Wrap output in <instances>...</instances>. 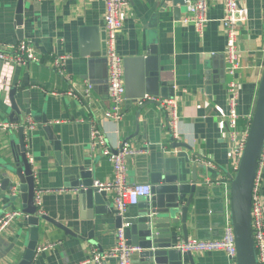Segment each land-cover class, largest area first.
I'll return each instance as SVG.
<instances>
[{
    "label": "crops",
    "instance_id": "obj_1",
    "mask_svg": "<svg viewBox=\"0 0 264 264\" xmlns=\"http://www.w3.org/2000/svg\"><path fill=\"white\" fill-rule=\"evenodd\" d=\"M19 1L0 0V45L28 41L38 60L15 64L9 69L0 63V121L20 125L26 124L27 117L35 121L36 126L25 130L24 137L28 157L33 159L36 191L41 196L38 209L75 233L66 234L43 221L38 251L31 264L85 261L84 264H95L88 261L92 250H107L117 242L115 190L104 192L111 206L107 212L98 214L87 207L79 190L70 185L73 179L69 170L80 165L88 167L94 180L114 178L113 164L104 154V146L92 145L93 126L99 129L112 151H117L123 141L146 151L127 159L130 184H151L153 172L177 173L179 164L202 165L197 168V188L189 209L188 240L221 238L230 221L227 195L237 167L236 141L232 139L227 116L231 82L236 83L238 93L237 138L241 139L249 128L264 70V0H239L246 19L239 23L240 68L234 75L227 71L224 55L225 0H210L208 21L202 33L194 23L184 22L189 13L186 7L177 20L171 2L165 6L163 0H131L122 10L123 27L117 37V51L123 59L146 55L154 44L152 38L155 39L162 63L174 81L173 97L178 101L174 131L166 111L152 102L139 114V106L127 101L120 120L106 117L110 107L107 61L83 55L81 37L83 27L94 28L101 36V45L104 42V0H24L21 24ZM59 54L70 56L63 76L52 66ZM12 86L17 88L15 100L21 115L15 113L11 119L14 110L9 89ZM27 108L31 113H27ZM43 116L63 140L60 160L48 139ZM19 129L0 130V185L9 174L4 168L7 159L13 151L17 153ZM174 143L178 144L174 146ZM260 192L264 208V169ZM4 195L2 191V204L9 202ZM138 204L130 205L124 215L136 214ZM21 208L22 202L16 201L7 209ZM27 226L23 215L1 232L4 243L0 250L10 243L14 249L0 257V264H16L22 259ZM181 241L184 237L178 238L177 243ZM139 251L132 254L131 264H142ZM192 254L195 264H232L224 251ZM105 264L118 262L109 258ZM184 264H190L187 257Z\"/></svg>",
    "mask_w": 264,
    "mask_h": 264
},
{
    "label": "water",
    "instance_id": "obj_2",
    "mask_svg": "<svg viewBox=\"0 0 264 264\" xmlns=\"http://www.w3.org/2000/svg\"><path fill=\"white\" fill-rule=\"evenodd\" d=\"M189 1L191 0H163V4L172 3L174 16L178 20L185 7L187 9ZM23 3L24 0L18 3L19 24L22 22ZM96 30L89 27L81 29L82 54L94 59L101 57L106 60L104 42L102 41L101 45V36L96 34ZM104 38L105 35L102 39ZM152 40L154 44L149 46V52L146 55L123 59L126 96L128 101L134 104H137V99L145 95L170 97L175 93L172 74L162 63L163 59L158 52L155 39L152 38ZM9 90L11 107L14 110L10 117L12 119L15 113L21 115V110L15 100L17 88L12 86ZM150 102L137 104L140 109L138 113L140 114ZM27 113H31L28 108ZM41 120L47 123L44 116ZM45 130L50 144L56 151L57 159L60 160L63 140L57 137L52 125L46 124ZM177 144L174 143V146ZM263 144L264 70L258 86L255 109L251 117L245 147L230 182V219L235 235L237 264H259L252 232L251 205ZM15 148L17 153L13 151L4 165L9 174L0 185V193L4 191V197L9 202L2 204L3 198L0 197V214L12 203L22 202L20 210L24 213L28 225L27 243L22 259L16 264H31L38 251L40 230L44 222L55 225L66 234L75 235V233L63 223L43 214L38 209L36 181L33 166L27 154L23 126H20L18 143ZM198 167L202 165L184 163L178 165L177 173L171 174L168 170L153 172L150 176L152 193L139 201V210L136 214L130 216L117 214V227H123L124 236L129 245L139 247L142 264H184L185 257L189 259L190 264H195L192 252L177 249L175 245L178 238L184 237V241L189 238L188 215L197 188ZM69 175L73 179L70 185L79 190L80 198L85 201L87 207L93 208V211L98 214L108 211L111 201L104 197V191L93 186L94 179L88 167L80 165L77 169L69 170ZM14 178L16 180L13 182ZM3 243L4 239L0 235V247ZM10 244L6 249L0 250V257L7 256L14 249V244Z\"/></svg>",
    "mask_w": 264,
    "mask_h": 264
},
{
    "label": "built area",
    "instance_id": "obj_3",
    "mask_svg": "<svg viewBox=\"0 0 264 264\" xmlns=\"http://www.w3.org/2000/svg\"><path fill=\"white\" fill-rule=\"evenodd\" d=\"M106 3L105 10V28H104V46L106 50V61L108 67V100L110 107L106 111V117L115 120H120L123 116L124 106L128 101L125 91L124 79V60L117 51V37L121 32L123 24L121 13L124 8L131 2V0H104ZM210 0H191L187 5L189 12L184 22H192L196 30L202 33L208 21V9ZM226 15L224 17V27L227 36V46L224 52L226 58L227 71L234 75L240 68V54L238 46L239 23L245 21L246 11L239 0H225ZM70 56L67 54L56 55L52 61L54 70L60 75H66L65 65ZM38 56L33 45L25 40L19 41L15 44L0 45V63H5L6 68H11L15 64H26L31 61H37ZM236 83L231 82V93L229 97V110L227 112L229 126L231 129L232 139L236 141L234 155L236 157L237 166L240 162L242 152L245 147L248 130L241 139L238 135V119L240 114L237 110L238 93L235 89ZM11 88V87H10ZM146 101L158 104L163 108L168 115V123L171 130L174 131L178 119V101L175 97H156L145 95L143 98L137 99V104H143ZM20 126L25 130L32 129L36 126L35 121L31 117H27L26 124L20 125L18 123L9 121H0V130H14L19 129ZM250 126V124H249ZM92 145L101 144L104 146L103 152L107 155L114 169V178L110 181L94 180L93 186L99 188L100 191L115 190L116 195L114 204L116 211L120 215H124L130 205L138 204L139 201L152 193V185L149 183H134L128 182L127 159L129 156L144 153V149H137L131 147L128 141H123L117 151H112L106 146L104 136L95 126L91 130ZM33 159L30 157L29 161ZM237 169V167H236ZM264 169V144L258 162L257 174L255 178L251 216H252V232L255 241L257 259L259 264H264V208L261 197V174ZM37 192V191H36ZM229 196L227 200L230 201V186L228 188ZM40 191L36 193V204L40 201ZM24 213L19 209H6L0 214V234L6 226L10 224L17 217H22ZM175 248L182 251L192 253L196 252H213L224 251L231 258L232 264H237V248L235 243L234 229L231 219L224 228V234L219 239L200 240L189 239L181 241L175 245ZM139 250V247L129 245L124 236V229L117 230L116 244L107 250L100 251L98 249L92 250L91 259L95 264H105L109 258H115L118 264H131L132 254ZM86 262V261H85ZM85 262L81 263L84 264Z\"/></svg>",
    "mask_w": 264,
    "mask_h": 264
}]
</instances>
